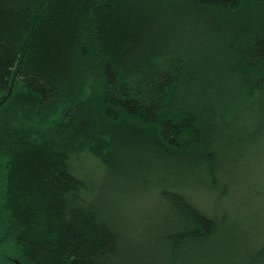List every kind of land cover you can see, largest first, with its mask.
Here are the masks:
<instances>
[{"label": "trees", "instance_id": "trees-1", "mask_svg": "<svg viewBox=\"0 0 264 264\" xmlns=\"http://www.w3.org/2000/svg\"><path fill=\"white\" fill-rule=\"evenodd\" d=\"M263 95L264 0H0L1 246L13 264H171L173 242L135 256L92 197H71L70 154L111 171L140 154L160 174L175 152L196 178L230 170L225 141L264 124ZM167 192L193 239L214 236Z\"/></svg>", "mask_w": 264, "mask_h": 264}, {"label": "rangeland", "instance_id": "rangeland-1", "mask_svg": "<svg viewBox=\"0 0 264 264\" xmlns=\"http://www.w3.org/2000/svg\"><path fill=\"white\" fill-rule=\"evenodd\" d=\"M183 36L187 41L186 31ZM252 133L253 129L248 134L235 132L232 139L224 137L234 150L226 160L232 163L227 166L231 171H225L224 160L218 164L223 172L217 169L198 178L202 166L183 153L175 152L161 173L155 174L157 166L140 154L111 171L95 153L81 148L69 157V170L82 181L81 189L71 197H92L123 236V246L134 250L135 256L142 257L144 252L155 258L169 241L174 249L165 251V263L250 264L247 257L253 259L256 254L259 259L253 264H264L257 256V250L259 255L264 251V124ZM3 166L0 158V180ZM167 191L185 194L209 216L214 222L211 236L215 237L193 239L185 216L164 197ZM13 257L10 246L0 243V264H13Z\"/></svg>", "mask_w": 264, "mask_h": 264}]
</instances>
